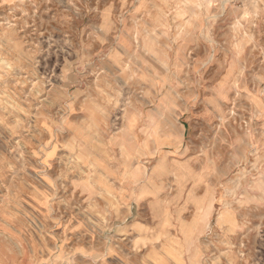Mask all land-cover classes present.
Listing matches in <instances>:
<instances>
[{
  "label": "rangeland",
  "instance_id": "1",
  "mask_svg": "<svg viewBox=\"0 0 264 264\" xmlns=\"http://www.w3.org/2000/svg\"><path fill=\"white\" fill-rule=\"evenodd\" d=\"M0 264H264V0H0Z\"/></svg>",
  "mask_w": 264,
  "mask_h": 264
}]
</instances>
